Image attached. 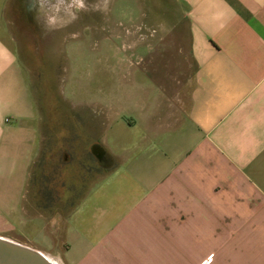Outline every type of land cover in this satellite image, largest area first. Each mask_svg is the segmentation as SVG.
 Wrapping results in <instances>:
<instances>
[{
    "label": "crops",
    "instance_id": "0c3cea01",
    "mask_svg": "<svg viewBox=\"0 0 264 264\" xmlns=\"http://www.w3.org/2000/svg\"><path fill=\"white\" fill-rule=\"evenodd\" d=\"M17 1L0 0V235L62 264H264V0H110L125 59L67 95L64 48Z\"/></svg>",
    "mask_w": 264,
    "mask_h": 264
},
{
    "label": "rangeland",
    "instance_id": "374dc122",
    "mask_svg": "<svg viewBox=\"0 0 264 264\" xmlns=\"http://www.w3.org/2000/svg\"><path fill=\"white\" fill-rule=\"evenodd\" d=\"M17 11L21 16L28 14L32 33L38 40L47 34L53 36L54 54L58 48H64L59 68L56 56L54 63L49 61L50 78L63 95L93 93L95 72H103L115 59H125V36L117 33L124 20L118 23V18L111 15L110 0H35L30 10H26L24 0H18ZM52 16L51 27L47 21ZM50 165L55 172L62 168L60 160Z\"/></svg>",
    "mask_w": 264,
    "mask_h": 264
},
{
    "label": "water",
    "instance_id": "95a60500",
    "mask_svg": "<svg viewBox=\"0 0 264 264\" xmlns=\"http://www.w3.org/2000/svg\"><path fill=\"white\" fill-rule=\"evenodd\" d=\"M24 1L26 10L34 6L35 0ZM0 264H62V262L53 255L0 235Z\"/></svg>",
    "mask_w": 264,
    "mask_h": 264
},
{
    "label": "flooded vegetation",
    "instance_id": "af4514ba",
    "mask_svg": "<svg viewBox=\"0 0 264 264\" xmlns=\"http://www.w3.org/2000/svg\"><path fill=\"white\" fill-rule=\"evenodd\" d=\"M101 159H102V165L105 166L106 165V161L103 158H101Z\"/></svg>",
    "mask_w": 264,
    "mask_h": 264
},
{
    "label": "bare ground",
    "instance_id": "6f19581e",
    "mask_svg": "<svg viewBox=\"0 0 264 264\" xmlns=\"http://www.w3.org/2000/svg\"><path fill=\"white\" fill-rule=\"evenodd\" d=\"M77 2V1H76Z\"/></svg>",
    "mask_w": 264,
    "mask_h": 264
}]
</instances>
